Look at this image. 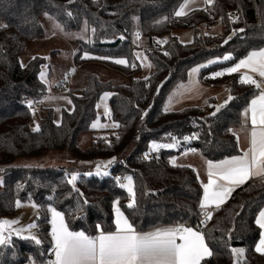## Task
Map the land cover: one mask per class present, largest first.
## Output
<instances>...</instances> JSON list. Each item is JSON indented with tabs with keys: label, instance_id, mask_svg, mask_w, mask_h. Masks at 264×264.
Listing matches in <instances>:
<instances>
[{
	"label": "trees",
	"instance_id": "1",
	"mask_svg": "<svg viewBox=\"0 0 264 264\" xmlns=\"http://www.w3.org/2000/svg\"><path fill=\"white\" fill-rule=\"evenodd\" d=\"M180 1L0 0V169L18 158H36L53 151L68 152L82 162L119 159L107 177L87 176V167L79 166L2 169L0 221L17 214L16 201L35 203L39 208L36 231L42 243L14 236L11 245L0 246V264L45 262L53 247L48 211L53 207L63 213L70 230L93 236L98 235L97 225L105 232L115 230L117 201L138 232L171 225L200 226L204 217L199 209L201 180L194 168L167 160L181 156L187 148L212 162L240 154L233 132L243 124L242 113L257 90L241 84V74L225 73L215 78L213 74L264 48V0H214L210 8L177 17L174 12ZM44 14L57 19L68 31H79L85 24L95 29L90 41H79L76 62H97L130 80L126 85L114 84L90 76L83 89L71 90L74 108L64 110L60 124L47 111L40 130L35 131L34 110L27 102L39 104L46 94L39 77L44 59L35 56L22 66L20 58L30 42L45 35ZM215 24L223 26L222 34H200L202 26ZM185 29L194 31L192 44L179 43L173 34ZM137 32L149 42L146 54L153 72L147 77L141 75L134 60L137 49L132 41ZM161 38L169 42L166 49L170 57L158 48ZM226 55L233 59L210 65L200 73L203 84L223 87L232 96L224 108L211 115L216 111L212 98L206 107L165 110L168 98L187 81L191 69ZM116 59H126L128 64H117ZM106 92L111 93L112 121L119 127L114 129L116 134L97 138L82 149L79 140L93 131L98 103ZM184 137L195 138L185 141ZM153 142H178V147L153 158L155 151L149 150ZM71 169L78 173L75 187L68 183ZM129 176L136 194L134 208L127 207L131 197L120 186ZM261 208L264 181L250 180L227 203L211 211L212 219L202 232L213 255L201 264H233L232 249L237 247L244 249L243 264H264V255L255 251L261 238L255 220Z\"/></svg>",
	"mask_w": 264,
	"mask_h": 264
},
{
	"label": "snow or ice",
	"instance_id": "2",
	"mask_svg": "<svg viewBox=\"0 0 264 264\" xmlns=\"http://www.w3.org/2000/svg\"><path fill=\"white\" fill-rule=\"evenodd\" d=\"M71 2V0H70ZM190 0H183L179 10L174 12L177 17L186 15ZM206 4H213L214 0H205ZM68 16L72 13L68 12ZM6 27V25H3ZM59 27V25H58ZM95 32V29H92ZM243 32V29H239ZM139 38L140 33H136ZM123 39V37H121ZM227 43V41H225ZM167 55V52H165ZM136 58L141 59V54L136 53ZM224 60L233 59L231 56L223 57ZM216 61H211L215 63ZM115 63L127 65L126 59H116ZM135 67V64L131 65ZM150 67L151 65H147ZM244 69L246 71L241 72ZM199 69H193V72H198ZM225 73H241L239 82L245 85H252L257 90L255 98H253L249 106L242 113L245 123L250 124V147L243 155L233 156L230 159H224L214 163H207V182H201L203 187L202 200L199 202L204 220L201 224H206L212 219L210 208L219 209L241 185L246 184L253 177H264V49L251 51L245 58L240 59L233 66L226 68L224 71L216 72L213 78L223 76ZM255 74L258 78H254ZM43 78V74H42ZM109 93L104 94V99H107ZM233 99L231 96L225 101V105ZM71 104V100L67 101ZM27 106L33 107V101H28ZM220 107L211 115L215 116L216 112L220 111ZM34 114V113H33ZM147 115V112H144ZM97 123L92 124V128H97ZM103 127H108L103 125ZM112 127H119V124L114 123ZM35 131H39V125H36ZM236 136V133L233 132ZM195 137H184L185 141H190ZM238 139V137H237ZM178 147L177 143H155L151 148L153 151H159L161 148L173 149ZM191 151H195L192 149ZM185 154H187L185 152ZM114 161H108L112 164ZM175 165L176 161H172ZM108 164L97 165L96 174H101V168H107ZM0 171H3L0 169ZM104 175H108L105 171ZM86 175H92L91 172ZM78 174H74L68 180L69 184L75 187ZM127 183L121 184V187L127 189L131 202L127 205L128 208L136 206V194L133 187L132 177H126ZM2 183V181H0ZM78 191V190H77ZM86 202V201H85ZM118 204V201H117ZM16 206L20 207L21 202L16 201ZM32 207H36L35 204ZM48 211L52 214L51 219V237L53 241L52 255L54 260L48 261V264H201L206 257L213 255L212 249L209 248L205 241V234L200 230L198 225L195 229L189 226H175L157 229L149 232H138L132 223L129 222L127 216L116 208L115 230L105 232L97 225L98 235L85 234L84 231L70 230L65 223L62 212L57 211L54 207ZM18 221L2 220L0 221V246L11 245L12 236H20L22 232L28 231V236H23V239H31L37 245L41 244L35 235L31 234V229L37 227L32 224L28 229L13 228V225ZM256 225L264 230V208L258 210ZM255 251L264 255V232L261 234L258 245ZM234 255L242 254L241 249H232ZM35 264V262H31Z\"/></svg>",
	"mask_w": 264,
	"mask_h": 264
},
{
	"label": "rangeland",
	"instance_id": "3",
	"mask_svg": "<svg viewBox=\"0 0 264 264\" xmlns=\"http://www.w3.org/2000/svg\"><path fill=\"white\" fill-rule=\"evenodd\" d=\"M214 4V3H213ZM212 4V5H213ZM211 6V5H210ZM41 22L45 29V35L41 38L33 40L26 47L23 55L20 58L21 65L26 66L31 59L35 56H40L44 59V63L42 64L41 71L39 73L40 80L45 84L46 94L43 97L41 103L36 104V107L33 109L34 111V123L33 130L36 125H39V130L41 128L42 122L46 117V112L51 111L53 120L56 124H60L62 120V115L64 110L72 111L73 110V102L71 96V90L74 92L80 89H83L86 86V83L90 76L97 75L104 81H111L114 84H128L129 78L124 77L122 74L108 69L104 65L100 63L93 62H83L78 64L76 62V55L79 52L80 42L84 41L88 42L91 40V32L92 29L85 24L83 28L79 31H68L63 25L54 17L49 14H44L41 18ZM59 25V27H58ZM215 26V27H214ZM208 35H220L223 33V26L221 24H215L206 28ZM180 34V43L181 44H192L194 41V31L191 29L188 30H179L174 32V35ZM167 40V39H166ZM136 53L141 54V59H136V64L142 70V76L147 77L153 72V66L148 58L147 54L144 51H138ZM216 60V59H214ZM218 61V60H217ZM147 65H151L148 67ZM43 74V78H42ZM72 77V82L66 85V91L64 93H59L56 90V83L63 80L65 77ZM104 99V94L102 95L98 107H97V118L93 123H97V128H92L93 131L81 136L79 140V146L82 149L89 147L93 140L100 137H109L112 134H116L117 127H112L114 124L113 121L110 122L109 118L112 114L109 107V98ZM231 96L228 94V97ZM232 97V96H231ZM71 100V104L67 101ZM232 100V99H231ZM230 100V101H231ZM229 101V102H230ZM228 102V103H229ZM225 105V101H220L219 106ZM225 107V106H224ZM224 107H220V110ZM51 110H48V109ZM103 125H107L108 127H103ZM152 145V144H151ZM150 145V152H152V148ZM154 152V151H153ZM188 158H184L181 162L183 163ZM117 157L113 158H97L93 162H82L77 161L74 157L65 151H53L44 154L41 157L31 158V157H23L18 158L17 160L5 165L2 169L8 170L10 168H52V167H66L72 168L75 166L79 167H87L85 170L86 173L91 172L93 176L96 175L98 177H107L111 173V169L116 162H118ZM108 161H114L112 164H108ZM108 164L107 168H101V174H96V166L97 165ZM107 171L108 175H104L103 173ZM70 177L74 174H78L76 170L69 171ZM78 178V177H77ZM0 181L3 182V177L0 176ZM133 182V180H132ZM127 180L125 179L123 184H126ZM0 183V189H1ZM134 187V184H133ZM126 189V188H125ZM127 190V189H126ZM35 204L33 202H24L21 203V206L18 209V212L15 216H11L6 220L9 221H18L17 224L13 225V228H23L28 229L29 225L35 224L36 219L39 215V208L32 207ZM119 207L118 204H115V210ZM31 234L35 235L38 238L36 227L31 229ZM30 233L28 231L22 232L20 236L23 237L28 236ZM16 236L13 234L12 237ZM235 249L243 250L242 254L234 255L235 264H238L240 260L244 258V249L242 247H237ZM242 258V259H241Z\"/></svg>",
	"mask_w": 264,
	"mask_h": 264
},
{
	"label": "crops",
	"instance_id": "4",
	"mask_svg": "<svg viewBox=\"0 0 264 264\" xmlns=\"http://www.w3.org/2000/svg\"><path fill=\"white\" fill-rule=\"evenodd\" d=\"M182 4H183V0H181L179 2L177 7L175 8V11L179 10V8L182 6ZM210 7H212V4H211V6L209 4H206L205 0H190V2L188 4V8L185 11H186V13H188V12L196 10V9L210 8ZM206 28H207L206 26H202L200 28V34L202 36L208 35ZM185 30H188V29H185ZM177 31H179V30H177ZM174 32H176V31H174ZM174 36L176 37L177 41L180 43V41H179L180 34L178 33V35H174ZM136 43L139 46V48H137L136 52L144 51L146 53V50L149 46L148 40L143 39L141 37L140 39L136 40ZM136 52H135V59H137L136 58ZM226 56H230V55H226ZM211 61H216V62L211 63ZM211 61H209L206 64H203V65H200V66L193 68V69L198 68L199 69L198 72L194 73L193 69H191L189 71L187 81L185 83L179 85L172 92L170 97L168 98L166 105H165L166 111L176 112V111H181V110H183L185 108H189V107H206L208 105L209 100L212 98H214L216 100V108H217L220 101L224 102L228 99L229 93H228L227 89H225L223 87L207 86L200 81V73L204 68H206L210 65L225 62L228 60H224L223 58H216V60L213 59ZM244 71H246V70H244V69L241 70V72H244ZM238 74H241V73H238ZM251 75H253L254 78L259 80V78L255 74H251ZM236 136L238 137L237 140H238V145H239V150H240L239 155H243V153L248 151V149L250 147V124L245 123L244 117H243V124L236 130ZM186 153L187 154L183 153L181 156H178L176 158H172V161L175 160L176 164L187 165V166L194 168L196 170L201 182L206 183L207 182V163H208V161H206V159L203 158V156L200 153H198L196 150L186 152ZM184 158H188V159L182 163L181 161ZM214 163H217V162H214ZM250 180H259V181L262 180V181H264V177H253ZM242 186L243 185H241L240 187H242ZM240 187L236 188L235 191H237ZM234 192L231 194V196L234 194ZM231 196H230V198H231ZM228 200L225 203H227ZM224 204H222L221 206H223ZM213 210H216V208L213 207V208L209 209L210 212ZM115 217H116V212H115ZM51 219H52V214L50 212V225H51ZM175 226H181V225L163 226V227H159V228H156V229H153L150 231H155L157 229L175 227ZM51 228H52V225H51ZM147 232H149V231H147ZM262 232H264V230H261V234H262ZM29 264H31V263H29ZM35 264H38V263H35ZM233 264H235V261L233 262ZM238 264H243V260H240Z\"/></svg>",
	"mask_w": 264,
	"mask_h": 264
},
{
	"label": "built area",
	"instance_id": "5",
	"mask_svg": "<svg viewBox=\"0 0 264 264\" xmlns=\"http://www.w3.org/2000/svg\"><path fill=\"white\" fill-rule=\"evenodd\" d=\"M236 11L234 12L233 15H236ZM141 36H139V38H137V36H134V39L132 41V45L137 49L139 48L138 44L136 43V40L140 39ZM169 45V42L164 39V38H161L159 41H158V48L160 50H162L164 53L167 52V57H170L171 54L170 52L166 49V47ZM148 49V48H147ZM135 62H136V59H134ZM72 82V77H65L63 80H61L60 82H57L56 83V90L59 92V93H64L67 89H66V85L67 84H70ZM36 107L35 104H33V107L31 109H34ZM112 114L109 118V121L112 122ZM168 150H171V149H167V148H161L159 151H155L153 154H152V157L153 158H158L160 157L165 151H168ZM192 149L191 148H187L186 149V152H190ZM167 162L169 164H173L172 163V159H168ZM176 164V163H175ZM204 220V217L203 219L200 220L199 224H200V230L202 231L209 223L211 220L207 221L206 224H201V221ZM50 260H54V256L52 255V249L48 252L47 256H46V260L43 264H48V261Z\"/></svg>",
	"mask_w": 264,
	"mask_h": 264
}]
</instances>
